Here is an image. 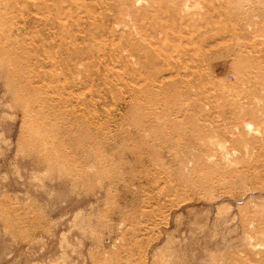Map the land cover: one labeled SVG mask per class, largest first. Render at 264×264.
Wrapping results in <instances>:
<instances>
[{
	"label": "rangeland",
	"instance_id": "1",
	"mask_svg": "<svg viewBox=\"0 0 264 264\" xmlns=\"http://www.w3.org/2000/svg\"><path fill=\"white\" fill-rule=\"evenodd\" d=\"M0 264H264V0H0Z\"/></svg>",
	"mask_w": 264,
	"mask_h": 264
},
{
	"label": "bare ground",
	"instance_id": "2",
	"mask_svg": "<svg viewBox=\"0 0 264 264\" xmlns=\"http://www.w3.org/2000/svg\"><path fill=\"white\" fill-rule=\"evenodd\" d=\"M139 1V0H138ZM142 2V1H141ZM187 5H189V4H187Z\"/></svg>",
	"mask_w": 264,
	"mask_h": 264
}]
</instances>
